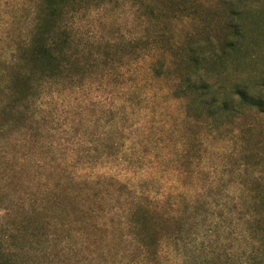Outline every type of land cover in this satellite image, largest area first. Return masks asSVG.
I'll use <instances>...</instances> for the list:
<instances>
[{"label":"rangeland","instance_id":"rangeland-1","mask_svg":"<svg viewBox=\"0 0 264 264\" xmlns=\"http://www.w3.org/2000/svg\"><path fill=\"white\" fill-rule=\"evenodd\" d=\"M46 4L0 0V244L14 264H149L122 224L130 191L156 209L150 263L264 264V114L197 121L166 66L219 34L225 3L70 0L62 25L86 58L58 80L26 55ZM257 52L234 75L264 69V28Z\"/></svg>","mask_w":264,"mask_h":264},{"label":"trees","instance_id":"trees-1","mask_svg":"<svg viewBox=\"0 0 264 264\" xmlns=\"http://www.w3.org/2000/svg\"><path fill=\"white\" fill-rule=\"evenodd\" d=\"M46 1L49 4H46L48 27H40L39 32L32 37L31 47L26 55L33 62L29 63L34 68H39L40 72L33 73L48 75L50 78L55 75V80H58V77L62 78L66 73L80 69L86 55L75 44L74 35L67 33L62 25V13L70 0L54 4L52 0ZM183 2L184 9L190 10L186 1ZM222 2L226 5L223 6L226 19L219 34L208 33L204 38L192 37L176 51L184 56V61L180 60L182 62L179 63L171 54L172 60L166 63L168 71H172V67L175 72L179 70L176 73V89H179V97L187 100V108L195 110V120H212L216 127H220L224 121H236L249 110L264 114V69L255 77L257 80L234 75L246 62L253 64L258 55L257 45L264 28V13H257L256 9L264 0ZM164 38L156 41L166 44ZM138 44L139 42H135L133 46L138 48ZM35 78L37 79V75ZM27 84L28 82L22 83L24 92L30 89ZM37 94L40 96V93ZM251 150L254 152L252 147L244 149L245 156ZM129 193L136 204L131 203L126 207L122 224L131 229V235L140 250L139 262L149 259V264H156L150 263V259L158 254L154 249L156 234L151 229H156L154 225L158 221L151 223L146 206L156 209L143 200V195L136 194V191ZM13 258L19 259L10 247L0 244V264H14ZM208 263L209 260H205V264Z\"/></svg>","mask_w":264,"mask_h":264}]
</instances>
